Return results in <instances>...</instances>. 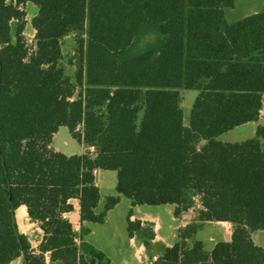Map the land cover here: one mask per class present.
I'll use <instances>...</instances> for the list:
<instances>
[{"label":"trees","instance_id":"16d2710c","mask_svg":"<svg viewBox=\"0 0 264 264\" xmlns=\"http://www.w3.org/2000/svg\"><path fill=\"white\" fill-rule=\"evenodd\" d=\"M231 8L233 0H0V264H110L85 242L86 225L103 224L119 197L173 206L175 218L197 199L178 243L153 264H264L251 238L264 234V126L239 143L216 140L264 113V4L234 23ZM68 37L72 77L61 52ZM182 91L197 93L186 124ZM60 128L94 152H55ZM96 171L116 175L117 196L101 210ZM73 200L79 232L64 217ZM20 207L43 234L36 249L16 225ZM131 218L127 237L147 249L153 226ZM207 223L232 225L230 242L207 252L196 239Z\"/></svg>","mask_w":264,"mask_h":264},{"label":"rangeland","instance_id":"374dc122","mask_svg":"<svg viewBox=\"0 0 264 264\" xmlns=\"http://www.w3.org/2000/svg\"><path fill=\"white\" fill-rule=\"evenodd\" d=\"M263 4L264 0H233V8L226 9L224 11L225 19L229 23L237 22L247 16L260 12ZM35 12L36 8L29 4L26 8L27 25L23 34L27 45H31L33 41V30L30 22L34 17ZM73 48V38L68 37L64 39L62 42L61 52L65 59L64 64L66 67V74L70 77H72L74 70L66 65V59L73 53ZM196 96L197 93L195 91L181 92L180 107L183 112L184 122H187L188 120L190 108ZM261 117L262 123H264V114L261 115ZM262 123L258 121L257 123H250L246 126H252L254 128L255 125L257 127L263 126ZM244 127L245 125L239 126L238 128L221 135L216 140L222 143H239L254 138V131L251 135H248L245 133ZM65 143L68 144V148H66ZM51 147L58 150L59 153H62L65 156L81 155L85 152L84 146L79 145L74 139H72L65 128H60L53 136ZM98 180L99 186L101 187L98 210H101L107 197L117 196L115 193L116 175L113 172H100ZM198 205L199 203L197 199H195V208L184 213L179 218H175L173 206L132 207L128 199L119 197V203L107 213L103 224L86 225V228L89 230V234L85 240L88 245L93 247L96 251L102 253L108 259L110 264H153L154 256L157 257V259L161 258L168 248L178 243V233L181 226L184 225L185 227L195 217L197 208L199 207ZM129 213H131L133 219L137 221L141 220L150 222L158 227L156 234L157 240L151 244V247L148 248L147 251H140V242H142V240L138 237H136V241L133 244H130V239L127 237L126 231V220ZM21 219L24 223L22 221L20 225L21 228L18 229L24 235L26 234L33 246V236L35 234H33V227H30L31 222L24 220V216H21ZM227 227V224L224 223L205 224L197 233L196 239L204 244L205 250L212 249L215 245L214 242L229 243L232 231ZM259 233L260 232H254L252 234L258 236ZM257 242L264 244V237L258 238ZM75 243L78 244L79 242Z\"/></svg>","mask_w":264,"mask_h":264},{"label":"crops","instance_id":"0c3cea01","mask_svg":"<svg viewBox=\"0 0 264 264\" xmlns=\"http://www.w3.org/2000/svg\"><path fill=\"white\" fill-rule=\"evenodd\" d=\"M29 5V4H28ZM28 5H26V8H27V6ZM36 13V12H35ZM255 14V13H254ZM33 32V35H32V38H33V36H34V31H32ZM191 109V108H190ZM264 113H262V115H263ZM259 122L260 123H262V117L259 119ZM185 124H186V122H184ZM263 124V126H264V123H262ZM247 124H245V133H247L248 135H251L252 134V132L254 131V133L256 132L255 130H256V128H257V126L255 125V127L253 128L252 126L250 127V126H246ZM238 128V127H237ZM236 129V128H235ZM234 130V129H233ZM232 131V130H231ZM204 145V144H203ZM65 146H66V148H68V144H66L65 143ZM81 147V146H80ZM53 149V148H52ZM55 152H58V150H56V149H53ZM100 172H102V171H96L95 172V185H96V187L99 189V191H100V189H101V187L99 186V180H98V175H99V173ZM101 195V194H100ZM71 205L73 206V212L72 213H69V214H66L64 217H65V219L72 225V227H73V230L75 231V232H79V230H80V225H81V223H80V207H79V201L78 200H73V201H71ZM21 216H24L25 217V219L24 220H26V221H28L29 222V220H28V218H27V215H26V211H25V208L24 207H20V208H18L16 211H15V221H16V225H17V227L18 228H21L20 227V225H21V222L23 221L22 219H21ZM135 219H133V216H132V218H131V221H134ZM20 221V222H19ZM25 221V222H26ZM135 221H137V220H135ZM140 222L142 223V224H144V223H150V222H146V221H141L140 220ZM23 223H24V221H23ZM152 226H153V232H154V239L152 240V241H150L149 242V246L147 247V249H145L144 247H143V245H142V242H140L141 243V246H140V251H142V250H148V248H150L151 247V244L155 241V240H157V236H156V234H157V231H158V227H156V225H154L153 223H150ZM207 224H209V223H207ZM224 224H227V223H224ZM227 228L228 229H231V231H232V225H230V224H227ZM30 227H33V234H35L34 236H33V246H32V244H31V242H30V240H29V238L26 236V234H25V236L27 237V239H28V241H29V243H30V245H31V247H32V249H36L37 247H38V245L42 242V238H43V234H42V232L36 227V226H34V225H32V224H30ZM184 227V225H182L181 226V228H183ZM180 228V229H181ZM19 230V229H18ZM20 232V231H19ZM21 233V232H20ZM21 234H23V233H21ZM24 235V234H23ZM29 236V235H28ZM254 236H255V234L253 235V234H251V238H252V240H253V242H254V244L256 245V246H258V247H260V248H263L264 249V244H262V243H258L257 242V239L258 238H261V237H264V234L263 233H259V235L258 236H255V239H254ZM257 238V239H256ZM136 241V238L135 239H130V244H133L134 242ZM85 242H86V240H85ZM216 243L217 242H214V244L216 245ZM219 243H224V242H219ZM202 245H203V247H204V244L202 243ZM214 245V246H215ZM213 246V247H214ZM171 248V247H170ZM170 248H168V249H170ZM205 249V248H204ZM213 249V248H212ZM212 249H210V250H206L207 252H209V251H211ZM47 257V256H46ZM159 259V258H158ZM157 260V257H153V261H156ZM22 260H21V258L20 259H17V260H15L14 262H12L11 264H23V261L21 262Z\"/></svg>","mask_w":264,"mask_h":264},{"label":"built area","instance_id":"2783aa9c","mask_svg":"<svg viewBox=\"0 0 264 264\" xmlns=\"http://www.w3.org/2000/svg\"><path fill=\"white\" fill-rule=\"evenodd\" d=\"M86 150H87L88 152L93 153V152H94V146H90V147L86 148L85 151H86ZM75 242H78V241H75Z\"/></svg>","mask_w":264,"mask_h":264}]
</instances>
